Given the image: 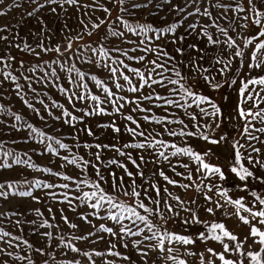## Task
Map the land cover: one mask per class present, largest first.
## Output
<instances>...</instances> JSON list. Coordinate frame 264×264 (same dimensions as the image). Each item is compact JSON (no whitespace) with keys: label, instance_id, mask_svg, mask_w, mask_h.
<instances>
[{"label":"snow or ice","instance_id":"6c2138e0","mask_svg":"<svg viewBox=\"0 0 264 264\" xmlns=\"http://www.w3.org/2000/svg\"><path fill=\"white\" fill-rule=\"evenodd\" d=\"M164 2L169 6L170 12L176 13L179 19L163 27H155L149 22H131L125 19L122 14L129 12V8L126 7L129 0H108V3L117 10L116 21L119 22L123 30H117L113 26L115 21L108 24L105 19L99 18L98 23H91L90 29L87 25L84 26L87 35L92 36L94 31L107 24L108 31L96 42V47L91 44L84 46L86 51L90 50L92 55L97 56L98 59L87 58L85 62L107 69L109 79L116 91H113V88L109 87L105 80L82 71L74 63L66 69L70 83L75 82L71 76L72 73H75V77L80 82L77 83V87L87 89L88 84L83 83L87 77L95 83L97 88L102 90L103 99L99 95H78L71 89L64 88L59 84L56 85L59 91L67 97L70 104L73 99L81 101L90 99L94 102L92 109L85 111L83 116L108 114L106 109L101 107L103 104H110L113 114L123 116V119L128 122L124 126V131L132 138V141L125 143L122 147H117L115 144H84L83 147L112 150L120 157H126L127 162L133 166L135 171L129 169L128 163L115 158L107 161L102 160L101 151L92 153L96 163L76 154H72L71 157L68 155L60 156L58 149L71 151L69 145L27 122L19 124V126L13 124L12 127L18 131L25 127L29 129L30 136L37 143L44 145L46 153L58 156L64 161L60 167L73 166L79 170L78 174L72 176L55 172L51 168H37L31 163V157L27 153H24L27 159H22L19 153L5 150L3 144H0V157H3V160L0 161V169H10L14 164L26 165L28 168H36L38 171L60 177L64 181H70L75 186L72 190L79 195L69 198L68 193L65 192L63 193V201L59 202H67L72 206L73 200L79 201L80 205H86L93 210L90 215L95 219L111 222V226L100 223L97 227L88 215H81L80 219L95 228L96 231L88 232L85 235L70 236L67 239L63 235L56 237L50 231L39 233L44 238L47 248L51 247L47 241L58 239L57 248L65 250L62 251L64 257H67L69 252L76 253L84 258L86 264H97L95 258H100L102 264H117V260L127 262V264H137V261L132 259L133 254L138 257L139 264H149L152 254H156L152 264H157V261L161 260L165 264L168 262L171 264H189L186 257H195L198 264H217V262L219 264H264V230L257 227V224L264 226V192L251 191V200H247L244 196L233 198L230 196L229 190L217 182L227 179L225 171L220 166L210 164L205 160V157L210 155V150L199 152L187 144V141L184 142L183 146L174 142L176 137L193 136L214 145L226 142V136L221 135L219 139H216L210 137L206 132L212 127V124H215L216 128L220 127L223 113L212 98L205 95L200 89L207 86L213 91H218L225 85L232 87L239 83L235 111L237 117L244 121L241 136L245 138V143H241L239 140L233 141L234 160L231 161L229 171L239 181L243 182L241 191H249L248 181L250 178L264 184V176H255L254 172L242 163V159L246 158L248 164L264 169V160L252 155V153H256L259 156L261 153V149L256 147L253 142L264 144V139H262L264 126H256L257 123L264 125V107H261L264 105V0H179L178 3H173V0H164ZM4 3L5 0H0V5H4ZM64 3L79 5V0H63V3L61 0H46V4H59L61 7ZM152 4L153 0H144L143 3L132 2L130 7L147 9ZM15 6L19 7V4ZM43 7L45 4L39 5V8ZM82 7H96L108 17L112 14V9L100 4L99 0H93L92 5H82ZM51 11L55 12L56 9L51 8ZM6 14L5 11H0V16ZM28 15L32 16L33 13L29 12ZM189 18H193V21L187 23L184 34L177 36V30ZM81 23L83 24V21ZM65 27L67 28V25ZM8 31L10 29L7 26L0 27V32ZM149 33L152 34L151 37ZM128 34L136 36L138 42L129 39ZM169 35L172 37L170 40H168ZM109 36L119 39L122 44L135 46L130 49L119 46L107 47L106 42ZM190 36H194L199 43L193 42L187 45L196 55L190 56L186 64L183 60H177L176 56L168 51L165 43H159L164 40L172 45H179ZM65 39L68 42L63 46V51H69L73 46L72 40L83 39V35L78 33L75 38L65 37ZM0 40L7 41L8 36H0ZM200 44H203V47ZM15 46L20 48L19 44ZM36 47L44 52H55L63 55L60 44L55 47H45L43 43H40ZM22 50L37 56L40 54L27 43L24 44ZM130 52H140L141 54L137 56L130 54ZM113 53L123 58L115 57L112 55ZM175 53L183 57L185 49L177 46ZM149 56L152 58L148 59ZM206 59L208 60L207 66L204 65ZM14 60L15 57L12 56H0V65H3V68H0V75H2L0 84L11 81L15 85V94L39 116V110L26 98L27 93L18 83L19 77L14 75L12 71L3 70L10 67L8 61ZM125 60L134 61L141 67H132ZM52 63H59V61H52ZM22 66L23 62H21ZM60 67L64 69V64H60ZM38 68L41 66L35 65L29 71L35 73ZM217 75L223 79L217 80ZM44 77L59 80L56 69H52L50 73L45 71ZM23 79L28 82L29 89L35 93L36 90L31 87L32 78L24 76ZM157 88L163 90V94L158 92ZM125 91L133 95L129 97L120 94ZM39 102L44 104L43 100ZM145 102H148V106H145ZM128 105H132V107L129 114L125 115L123 110ZM52 107L62 110L61 115L68 118L65 123L72 124L73 121H83V116L73 115L63 104L53 101ZM44 108L49 115L52 114L47 104H44ZM153 108L161 109L165 114L157 115L152 112ZM0 112H6L14 117L16 122L23 121L21 115L5 108L3 104H0ZM132 113L143 114L140 119L143 120L144 124H155L160 127L147 128ZM149 113L151 114L149 115ZM40 118L44 119L43 116ZM59 118L56 117V119ZM185 118L191 121L195 131L191 130ZM205 119L207 122L201 123V120ZM174 125L178 127H173ZM101 127H109L114 133L121 132V128L116 126L114 121L111 124L101 125ZM85 131L88 135H93L90 128H86ZM165 135L173 139L165 140L163 139ZM138 137L142 139L137 140ZM79 146L77 145V147ZM124 149L137 150V156L134 158L131 152H126ZM241 149L245 151L250 149L251 151L248 152L247 157H244ZM145 153H149L152 159H146ZM9 157L12 158L11 163L8 161ZM179 157H187L195 163V173L198 180L194 179L190 164L179 160L175 164L172 162L173 158ZM161 161L167 163L173 176L166 174L163 167L154 170L150 176L145 175L146 166L149 163L160 164ZM107 166L119 168L123 175H117L112 170L109 171L108 176H105L102 168ZM177 167L185 169V172L177 171ZM88 168L93 170L94 179L83 175ZM157 176L164 182L163 184L153 179ZM176 177L180 179H176ZM138 178L140 183H137ZM17 183L21 182L0 183V197L7 199L11 192L12 195L38 200L30 190L15 191ZM22 183L29 182L24 181ZM31 183L35 188H70L69 183L57 185L42 183L40 180ZM106 185L107 187H105ZM169 186L178 187L186 192L195 190L196 193L202 194L205 201L204 210L210 215H215L217 209L232 206L235 212H225V215H235L243 225H247L249 228L247 235L240 239L223 222L202 221L197 211L189 207L190 204L195 203V200L186 201L182 199L179 195L173 194ZM85 188L88 190H84ZM46 195L53 199L56 198L55 192H49ZM121 196L127 197V200L120 199ZM214 197L216 198L214 199ZM72 210L75 211V207ZM48 211L52 214L51 208ZM60 211L61 220L64 224L71 229L79 228L78 224L70 222L68 217L63 214V209ZM180 211L190 214V219L185 218L184 224H202L205 230L200 231L195 237L169 230L167 228L169 220H175L179 217ZM36 213L42 215L39 210H36ZM243 213H247V215ZM10 215L20 214L13 212ZM52 219L55 220L54 214ZM157 220L159 223L155 222ZM23 223L35 225L36 222L16 220L15 224L21 232L23 231L21 226ZM38 227L59 228V225H53L49 220L44 219ZM105 233L107 239L103 235ZM90 237H96L95 240L90 241L92 244L103 241L106 244L105 249L84 250L73 243V241H89ZM249 240H251L250 244L248 243ZM197 241L205 246L203 251H193L192 248L188 247L195 245ZM209 242L218 243L221 250L217 251ZM0 243L7 245V247H0V256L11 258L13 261L21 262V264H36V262L28 254L21 255L9 249H19L23 246L39 254L40 257H48L44 259L43 264H50V261L56 260L55 252L46 251L45 247H35L22 236L13 235L3 228H0ZM173 245L184 247V252L181 254L179 248H174ZM120 248L125 251L121 252ZM0 264H8V261L0 260ZM60 264H82V261L72 257L61 261Z\"/></svg>","mask_w":264,"mask_h":264},{"label":"rangeland","instance_id":"374dc122","mask_svg":"<svg viewBox=\"0 0 264 264\" xmlns=\"http://www.w3.org/2000/svg\"><path fill=\"white\" fill-rule=\"evenodd\" d=\"M132 2H140L143 3L144 0H129V3L126 4V7L129 8V12L123 13L125 19H128L131 22L139 21L152 23L155 27H163L168 23L173 22L174 20H178L179 17L174 12H170V8L167 4H165L164 0H153V4L150 5L149 8L144 9H133L130 7ZM179 0H173V3H178ZM63 3V0H61ZM100 4L108 6L112 9V14L108 17L103 11L99 10L96 7H82V5H92L93 0H79V5H68L66 3L61 7L59 4H46V0H5L4 5H0V11H5L7 14L5 16H0V27L7 26L10 31L8 32H0V36H8V40H0V56L7 57L12 56L15 57L14 61H8L10 63V67L7 69H3L4 71H12L14 75L19 77L18 83H20L23 87L25 93H27L26 98L34 105L36 109L39 110L40 115L38 116L35 111L29 109L23 101L15 94V85L11 81H5L3 84H0V104H3L5 108L11 109V111L21 115L23 117V121L16 122L14 117L8 115L6 112H0V144H3L5 150H11L14 153H19L22 159H27L24 156V153H27L28 156L31 157V163L37 166V168H51L55 172H62L67 175L75 176L78 174L79 170L75 169L73 166L67 165L65 167H60L61 164L64 163L58 156H53L50 153H46L44 151V145L37 143L35 139L30 136V130L25 128H21L19 131L16 128H13V124H22L24 122L31 123L35 127H39L50 135H54L57 138L61 139L62 142L69 145V149L71 151H66L63 149H58L60 156L68 155L71 157L72 154H76L79 156H83L85 159L92 160L93 163H96L94 156L92 153L96 151H101L102 160L107 161L109 159H117L121 162L128 163L126 157H120L117 153L109 149L98 150L96 148H85L84 144H115L117 147H122L125 143H129L132 141V138L124 131V126L128 122L123 119V116L120 114H113L112 107L110 104H103L101 107L106 109L108 114L104 115H92V116H83L85 111H89L93 107V103L89 100H76L73 99V102L70 104L68 102L67 97L61 93L56 87L57 84L63 86L64 88L71 89L75 91L78 95L87 94V95H99L103 99L104 94L100 88L95 86V83L85 78L83 83L88 84V88L84 89L81 87H77V83H80L78 79L75 77V73H72L71 76L75 82L70 83L69 74L67 73V67H70L73 63L80 68L82 71L88 74H94L99 79L105 80L109 87L113 88V91H116L114 88L112 81L109 79V73L107 69L97 67L94 65H90L86 63L87 58H91L93 60L98 59L97 56H93L91 51L85 50V45L91 44L93 47H96V42L100 40L101 37L104 36L105 32L108 31L107 24L102 25L99 29L93 32L92 36H88L86 31L84 30V26L87 25L88 28H91L92 22H99V19H105L108 24H111L115 21L113 25L117 30H123L122 26L116 21V17L118 15L117 10L112 4L108 3V0H99ZM19 4V7L15 5ZM40 4H45V7L39 8ZM11 5V7H9ZM159 5V7H157ZM51 8H55L56 11L52 12ZM32 12L33 15L29 16L28 13ZM215 12V10H214ZM99 18V19H98ZM83 21V24L81 23ZM193 18H189L187 22L183 26H181L176 35L179 36L185 33V29L187 27V23H191ZM42 22V23H41ZM67 25V28L65 27ZM70 30V31H69ZM80 33L83 35V39L72 40V49L69 51H63V46L68 42L65 37L75 38L77 34ZM151 37L152 34L149 33ZM128 38L137 41L138 38L131 34H128ZM143 39V37H140ZM172 39L171 35L168 36V40ZM197 42L194 36L187 37L184 43L179 45H172L162 40L159 43H165L167 49L170 53L176 56L177 60H183L186 64L190 56L196 55L191 49L187 47L188 44ZM27 43L32 48L36 49L39 52V56L30 53L28 51H24L23 46ZM43 43L45 47H55L57 44L62 46L63 55L57 54L55 52H44L41 49L37 48V44ZM19 44L20 48H17L15 45ZM107 47L119 46L122 48H131L135 45L122 44L119 39L113 38L109 36L107 42ZM180 46L185 49V54L183 57L175 53V47ZM203 47V44H200ZM79 53V54H77ZM132 55H140V52L131 53ZM115 57H118V54H112ZM123 58V57H118ZM152 57L149 56L148 59ZM52 61H59V63H52ZM21 62H23V66L21 67ZM132 67H141L140 64L135 63L134 61H127ZM60 64H64V69H61ZM35 65H40L41 68H38L35 73L29 71V69ZM204 65H208V60L204 61ZM0 68H3V65H0ZM43 69V70H41ZM52 69H56L57 74L59 76V80L55 78H45L44 72H51ZM187 72V69H185ZM255 74V73H253ZM231 76V74H229ZM24 76H30L32 78L31 87L35 89V93L32 92L28 87V82L23 79ZM2 78V75H0ZM217 80H222L223 78L217 75ZM239 80V78H237ZM40 82H37V81ZM122 82V81H121ZM135 82V80H134ZM126 87V85H125ZM238 87L234 85L229 87L225 85L218 91H213L211 88L205 86L200 89L205 95H208L212 98V100L221 108L223 116L222 121L220 123V127L216 128L215 124H212V127L207 129V134L212 137L219 139L221 135L227 137L226 142H222L220 144H210L203 139L193 136V137H176L174 138V142L178 145L183 146L184 142L187 141V144L191 145L194 150L199 152H205L210 150V155L205 157L206 162L220 166L227 176L225 181H217L222 184L224 188L229 190L230 196L233 198H237L240 196L246 197L247 200H251L252 197L250 195L251 191L264 192V184L260 183L258 180L250 178L248 181V192L241 191L240 188L243 182L239 181L234 174L229 171V167L231 166V161L234 160V150L232 149V143L235 140H239L241 143H245V138L241 136L242 128L244 121L239 119L236 115V104L238 101ZM158 92L163 94V90L157 88ZM147 89L145 90V92ZM121 95H126L131 97L133 94L122 92ZM43 100L44 104H47L51 110V115H49L48 111L45 110L44 104H41L39 101ZM55 101L59 104H63L65 108H67L73 115L77 117L83 116V121L77 120L73 121L72 124L65 123L67 117H63L61 115L62 110L59 108L52 107V102ZM145 106H148V102H145ZM132 105H128L124 110V114H129V110ZM247 107V106H246ZM264 107V105H261ZM191 111V110H190ZM198 111V110H196ZM152 112L157 115H164L161 109L153 108ZM135 118L140 120V123L147 128H159V125H147L144 124L143 120L140 119L143 114L141 113H132ZM151 113H149L150 115ZM40 116H43L42 120ZM56 117H60L56 119ZM186 123L189 124V127L192 131H195L192 128L191 121H188L185 118ZM115 122L116 126L121 128L120 133H114L109 127H101V125L111 124ZM207 120H201V123H205ZM257 127H261L264 125L256 124ZM178 127V126H173ZM86 128H90L93 132V135H88L85 131ZM257 135H259L257 133ZM142 138H137L140 140ZM165 140H172L168 136H164ZM264 139V137H262ZM255 146L261 149V153L257 156L256 153H252V155L258 159L264 160V144H260L257 142ZM77 145H80L77 147ZM55 146V145H54ZM58 147V146H56ZM126 152H131L133 157L137 156V150L133 149H124ZM244 157H247L248 151L241 149ZM145 158L151 160L152 157L149 153H145ZM3 160V157H0V161ZM182 161L184 163L190 164L194 179L198 180V176L195 173V163L190 161L187 157H179L173 158L172 162L175 164L177 161ZM9 163L12 162V158H8ZM242 163L245 166L249 167L255 174V176H264V169L259 168L258 166H253L248 164L247 159H242ZM128 167L130 170L135 171L133 166L128 163ZM163 167L166 174L169 176H173V173L169 170L166 162L161 161L160 164L149 163L146 166V176H150L151 173ZM114 170L117 175H123L122 170L119 168H115V166H107L103 167L102 171L105 176H108L109 171ZM177 171L185 172V169L177 167ZM84 176H88L90 179H94V172L91 168H88L86 172L83 173ZM156 181H159L160 184L164 182L160 180L157 176L153 178ZM176 179H180L176 177ZM215 179V178H214ZM40 180L42 183H53V184H63L69 183V189L62 188H54V189H44V188H35L32 186V181ZM24 181H28L29 183H22ZM5 182H21L15 185V191L21 190H30L33 193V196L37 197L38 200H34L31 197H19L16 195H12L9 193L7 199L0 197V228H3L5 231L11 232L13 235L22 236L23 239L28 240L35 247H45L46 251L55 252L56 260L50 261V264H60L61 261L65 259H71L72 257H76L82 261V264H86V261L83 257L78 256L76 253H68L67 257L62 255V251H65L61 248H57V244L59 240L47 241V244L51 245L50 248L46 247L45 240L40 236L39 233L50 231L53 232L54 236L59 237L63 235L66 239L70 236L74 235H85L88 232L96 231L95 228L91 227L89 224L85 223L80 219L81 215H88L89 219L92 220L93 224L97 227L100 223H105L106 226H111L110 221H102L97 220L90 215L93 211L91 208L86 205H80L79 201L73 200L72 206H70L67 202H59L63 201V193L67 192L69 198L79 195V193L73 191L72 189L75 187L71 184L70 181H64L60 177L52 176L49 173L41 172L36 170V168H28L26 165H13L10 169H0V183ZM141 181L139 178L137 179V183ZM187 182V181H183ZM107 187V185L105 186ZM170 191L175 195H179L184 200H195L194 204H190L193 210H196L199 218L202 221H215V222H223L226 227L233 231L234 234L238 235L240 239H243L245 235H247L249 228L247 225H243L235 215L226 216L225 212L233 213L235 209L232 206H226L225 208L217 209L215 215H210L204 210V197L202 194H198L195 190L184 191L178 187L172 188L169 186ZM84 190H88L85 188ZM55 192L56 198L53 199L51 196L46 195V193ZM216 197H214L215 199ZM120 199L127 200V197L121 196ZM79 205V206H77ZM75 207V211L72 208ZM49 208L52 209V214L49 213ZM61 209H63V214L66 215L70 222L76 223L79 225L78 229L69 228L64 222L61 220ZM36 210H39L42 215H37ZM179 211V209H177ZM19 213L20 215H10V213ZM55 215V220L52 219V215ZM103 214V213H102ZM247 215V213H243ZM167 215V213H166ZM185 218L190 219V214L188 212L180 211L179 217L175 218V220H169L167 224V228L171 231H174L179 234L189 235L195 237L200 231H204V226L202 224H184L183 221ZM44 219L49 220L53 225H59V228H43L38 227ZM16 220L21 221H35V225H31L29 223H23L21 226L23 227V231H20V228L16 226ZM159 223V221H155ZM142 226V225H141ZM257 227H261L264 230V226L257 224ZM105 239H107V234H103ZM96 237H90L89 241H73V243L77 244V246L81 247L84 250H89L95 248L97 250H104L106 244L103 241H100L96 244H92L90 241L95 240ZM16 243V242H14ZM212 247H214L217 251L221 250L220 245L216 242H209ZM251 243V240L248 241ZM0 247H7V245L0 243ZM174 248H179L180 253L184 252V247L179 245H173ZM192 248L193 251H203L204 245L197 241L195 245L188 246ZM13 252H18L21 255L28 254L31 258L36 262V264H43L44 259L48 257H40L39 254L35 253L32 250H29L23 246L19 249L12 248L9 249ZM121 252L125 250L123 248L119 249ZM156 258V254H152L149 264H152V260ZM97 260V264H102L100 258H95ZM111 259V257H109ZM132 259L137 261L139 264L138 257L133 254ZM189 260V264H198V261L195 257H186ZM0 260H7L8 264H21V262L13 261L11 258L0 256ZM117 264H127V262H122L117 260ZM157 264H165L164 261H157ZM171 264V262H168ZM219 264V262H217Z\"/></svg>","mask_w":264,"mask_h":264}]
</instances>
